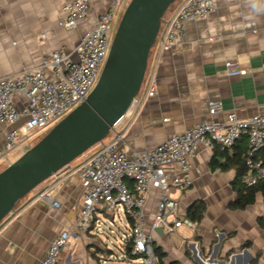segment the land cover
I'll use <instances>...</instances> for the list:
<instances>
[{"label": "crops", "instance_id": "0c3cea01", "mask_svg": "<svg viewBox=\"0 0 264 264\" xmlns=\"http://www.w3.org/2000/svg\"><path fill=\"white\" fill-rule=\"evenodd\" d=\"M72 1L0 0V77L34 68L59 48L72 50L113 3L92 0L87 20L76 29L66 30L60 22L64 6ZM127 2L123 0L114 10L113 24L122 16ZM186 32L185 44L164 53L161 59L159 93L147 100L133 122L129 116L125 118V125L131 124L121 144L125 151L152 149L174 133L205 120L225 121L232 112L242 119L264 115V0H217L208 18L186 23ZM229 64L246 69L247 74L228 76ZM210 100L222 102L215 116L208 113ZM9 129L0 126V145ZM248 146V138L243 136L228 153ZM21 154H15L13 161ZM214 157V149L201 147L194 164L202 173L193 170V185L171 194L180 202L181 216H187L196 201L204 202L206 209L196 230L182 226L168 234L161 227L153 229L161 192L154 188L149 191L146 228L154 235L155 247L165 253L164 264H251L257 252L261 253L259 264H264V228L259 224V219H264L263 195L258 192L255 203L245 209L231 208L237 198L231 186L236 172L234 168H212ZM217 158L224 162L226 155L218 154ZM78 162L36 187L5 218L0 264H41L50 241L62 229L75 225L81 187L76 176L68 175ZM50 187L62 205L59 210L34 202ZM95 236L90 230L81 240L72 241L61 253L59 264H102ZM245 244L248 246L240 249Z\"/></svg>", "mask_w": 264, "mask_h": 264}, {"label": "built area", "instance_id": "2783aa9c", "mask_svg": "<svg viewBox=\"0 0 264 264\" xmlns=\"http://www.w3.org/2000/svg\"><path fill=\"white\" fill-rule=\"evenodd\" d=\"M91 1L74 0L66 4L61 27L73 30L86 21ZM122 1L113 0L108 11L96 19L94 26L72 50L59 48L44 56L34 68L0 77V126H10L0 145V165L8 166L13 162L12 155L27 150L26 141L30 136L56 124L86 100L107 60L114 38V10ZM216 6L217 0H179L174 12L164 18L154 58L150 65L148 61L141 96L138 97L139 92L126 114L112 127L108 135L110 139L97 143L94 153L82 157L71 168L68 177L76 176L81 187L78 218L72 228L62 229L50 241L41 264H59L61 253L72 241L81 240L82 235L90 230L97 233L102 229V219L112 218L113 223L120 211L127 218V232L121 237L123 258L134 261V264H161L155 251L154 235L146 228L149 191L154 188L161 192L153 229L161 227L168 234L175 233L182 226L196 230L197 222L179 215L180 202L171 194L193 185V170L202 173L194 164L201 147H232L246 136L249 150L242 182L248 187L264 182V160L257 157L264 148L262 114L242 119L232 112L225 121L205 120L174 133L152 149L127 152L121 148L131 126L125 125V118L129 116L130 121H134L147 100L159 93L158 70L164 53L185 44L188 21L208 18ZM44 37L42 34L41 38ZM226 74L243 76L247 70L229 64ZM221 109V100L208 102L210 116L217 115ZM39 201L56 210L62 206L52 195L51 187L36 196L34 202ZM4 220L0 222V239ZM127 246L135 258L128 255Z\"/></svg>", "mask_w": 264, "mask_h": 264}, {"label": "water", "instance_id": "95a60500", "mask_svg": "<svg viewBox=\"0 0 264 264\" xmlns=\"http://www.w3.org/2000/svg\"><path fill=\"white\" fill-rule=\"evenodd\" d=\"M176 1L128 2L86 100L0 171V222L23 197L103 141L126 114L142 87L164 16Z\"/></svg>", "mask_w": 264, "mask_h": 264}, {"label": "trees", "instance_id": "16d2710c", "mask_svg": "<svg viewBox=\"0 0 264 264\" xmlns=\"http://www.w3.org/2000/svg\"><path fill=\"white\" fill-rule=\"evenodd\" d=\"M178 1L179 0H177L176 2H178ZM174 4H172L170 6V8L173 7ZM229 148L230 147H221V146L215 147L214 148L215 157L211 161V166H212V168L219 167L222 170H228L230 168L235 169L236 173H235L234 179L231 182V186H232L233 190L236 192L237 198L234 202L231 203L230 207L233 209H245L247 206L255 203L256 194L258 192H261L263 195V198H264V182H261L258 185L253 186V187L246 186L242 182V176L246 172V160H247V156H248L249 146L247 148L241 149L239 152L233 153V154L228 153ZM218 154L226 155V159L224 162H220V160L217 158ZM257 157L264 160V148L261 149L257 153ZM205 209H206V206H205L203 201H196L188 209L187 217H189L190 219H192L195 222H199L204 216ZM128 220L132 224V222H133L132 218L129 217ZM259 224L262 228H264V219L263 218L259 219ZM246 246H248V244L247 245L245 244L244 246L240 247V249H243ZM126 250H127L128 255L131 258L136 257V256H132L129 246L126 247ZM155 251H156L157 255L159 256L161 264H164L163 263V257L165 256V253L160 248H156V247H155ZM260 256H261V253L257 252L256 256H255V258L251 264H259ZM171 264H174V263H171Z\"/></svg>", "mask_w": 264, "mask_h": 264}, {"label": "rangeland", "instance_id": "374dc122", "mask_svg": "<svg viewBox=\"0 0 264 264\" xmlns=\"http://www.w3.org/2000/svg\"><path fill=\"white\" fill-rule=\"evenodd\" d=\"M129 1L130 0H128V2ZM128 2H127V4H128ZM177 3L178 2H176L175 4H177ZM172 8L173 7H171L170 9L167 10L164 18H167L169 16L170 12L173 10ZM120 18L116 21V23L114 22L113 36L115 35V32H116L117 26L119 24ZM162 32H163V28L160 29L156 43L153 46V48L151 49L150 56H149V65L152 63V60L154 58L155 50H156V47H157L158 42L160 40V37L162 35ZM143 88H144V84H143ZM142 91H143V89L140 91L138 97L141 96ZM58 122H56V123H58ZM54 125L55 124L43 129L40 132L33 134L32 136H30L26 141L27 148L32 147L36 142H38ZM109 139H110V136L105 138V141H108ZM97 146H98V144L94 145L83 156L78 157L76 160L71 162L69 165H72L75 162L80 161L81 158L82 157L84 158L86 155L88 156V155L94 153L97 150ZM12 158L14 159L15 155H12ZM5 167H6V165L1 166L0 171H2ZM119 215L120 216H118V215L115 216L113 223H111L112 218L102 219V225H101L102 229L96 233L95 237L97 239V246L99 247V251L97 252V254H98V256H100V258H101L100 261L102 264H134V261L127 262L123 258L121 237H122L123 233L127 232L126 231L127 218H126V215L124 214L123 211H120ZM111 230H113V232Z\"/></svg>", "mask_w": 264, "mask_h": 264}]
</instances>
